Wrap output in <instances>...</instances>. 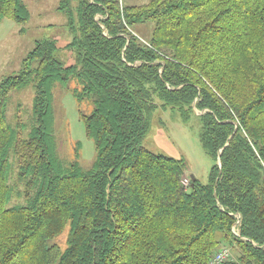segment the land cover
Returning <instances> with one entry per match:
<instances>
[{
	"label": "trees",
	"instance_id": "16d2710c",
	"mask_svg": "<svg viewBox=\"0 0 264 264\" xmlns=\"http://www.w3.org/2000/svg\"><path fill=\"white\" fill-rule=\"evenodd\" d=\"M58 9L75 62L44 40L0 84V264H211L235 242L238 258L222 264H264V0H61ZM28 15L23 0H0V22ZM148 22L142 40L135 26ZM31 82L25 137L6 105ZM72 82L96 148L90 170L58 150L53 89ZM170 107L184 122L201 112L214 160L205 184L187 177L184 159L142 144L154 112ZM14 196L23 202L11 205ZM68 224L62 251L52 240Z\"/></svg>",
	"mask_w": 264,
	"mask_h": 264
},
{
	"label": "rangeland",
	"instance_id": "374dc122",
	"mask_svg": "<svg viewBox=\"0 0 264 264\" xmlns=\"http://www.w3.org/2000/svg\"><path fill=\"white\" fill-rule=\"evenodd\" d=\"M23 1L29 14L26 23L19 24L7 18L0 22V84L6 78L18 75L23 69V60L34 50L38 42L44 40L57 41L59 51L56 55L65 64L75 62L74 54L66 47L72 40V34L67 17L58 9L61 0ZM120 1L128 5H141L150 0ZM98 17L103 15L99 14ZM154 24V22H148L135 26L142 40L151 38ZM36 67L37 62H33L32 68ZM74 86H76L74 82L68 85L58 84L53 89L54 129L61 156L69 161H77L83 169L90 170L96 160V148L94 141L86 134L80 106L73 93ZM35 95L36 88L31 82L25 87L11 91L6 105L9 126L17 129L20 135L25 137L30 134L34 122ZM195 112L197 115H193L188 122H184L178 110L171 107L158 108L152 116L150 129L142 144L156 154L184 159L188 165L187 177L190 179L195 177L205 184L209 181L214 160L203 146V127L198 116L201 112L198 110ZM15 168L17 171L16 165ZM15 178L14 175L11 181L13 182ZM20 202H23V199L14 196L11 205ZM237 216L241 222V216ZM238 223L236 228L239 229ZM69 233L70 225L68 224L52 240L60 246L62 251L68 246ZM223 247L230 249L233 259L238 258L240 248L236 242L232 245H223L221 248Z\"/></svg>",
	"mask_w": 264,
	"mask_h": 264
},
{
	"label": "built area",
	"instance_id": "2783aa9c",
	"mask_svg": "<svg viewBox=\"0 0 264 264\" xmlns=\"http://www.w3.org/2000/svg\"><path fill=\"white\" fill-rule=\"evenodd\" d=\"M183 183L188 186L190 185V179L189 178H185ZM238 218V225L240 224V220H239V217L237 216ZM237 223H236V226L233 228V232L235 233L236 236H240V232H239V229L236 228L237 227ZM237 229V230H236ZM233 259V255L230 251L229 248L227 247H223L221 249H219L215 255L213 256L212 260H211V264H222L228 260H231Z\"/></svg>",
	"mask_w": 264,
	"mask_h": 264
},
{
	"label": "water",
	"instance_id": "95a60500",
	"mask_svg": "<svg viewBox=\"0 0 264 264\" xmlns=\"http://www.w3.org/2000/svg\"><path fill=\"white\" fill-rule=\"evenodd\" d=\"M221 152H222V150L220 151V154H221ZM219 164L221 165V162H220V160H219ZM193 179H196L195 177H193Z\"/></svg>",
	"mask_w": 264,
	"mask_h": 264
},
{
	"label": "bare ground",
	"instance_id": "6f19581e",
	"mask_svg": "<svg viewBox=\"0 0 264 264\" xmlns=\"http://www.w3.org/2000/svg\"><path fill=\"white\" fill-rule=\"evenodd\" d=\"M237 212V211H236Z\"/></svg>",
	"mask_w": 264,
	"mask_h": 264
}]
</instances>
